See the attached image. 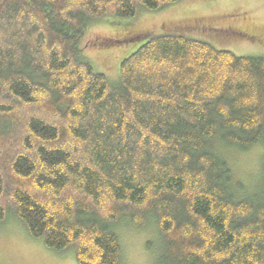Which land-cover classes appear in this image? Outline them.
<instances>
[{"label":"trees","instance_id":"trees-1","mask_svg":"<svg viewBox=\"0 0 264 264\" xmlns=\"http://www.w3.org/2000/svg\"><path fill=\"white\" fill-rule=\"evenodd\" d=\"M184 0H0V222L77 264H120L121 219H151L156 264H264L252 193L226 153H264V57L151 37L112 83L80 53L92 21Z\"/></svg>","mask_w":264,"mask_h":264},{"label":"rangeland","instance_id":"rangeland-1","mask_svg":"<svg viewBox=\"0 0 264 264\" xmlns=\"http://www.w3.org/2000/svg\"><path fill=\"white\" fill-rule=\"evenodd\" d=\"M164 33L204 41L240 57H264V0H184L160 12L142 11L135 18L104 17L85 30L80 53L96 72L117 83L122 61ZM226 157L234 180L252 193L263 175L262 146L246 153L229 150ZM129 220L122 218L113 228L122 246L120 264H156L163 250L156 223L150 219L138 228ZM0 264L77 262L73 248L59 253L47 249L42 239L31 237L25 224L10 215L0 222Z\"/></svg>","mask_w":264,"mask_h":264},{"label":"bare ground","instance_id":"bare-ground-1","mask_svg":"<svg viewBox=\"0 0 264 264\" xmlns=\"http://www.w3.org/2000/svg\"><path fill=\"white\" fill-rule=\"evenodd\" d=\"M240 166V165H239ZM234 172V171H233Z\"/></svg>","mask_w":264,"mask_h":264}]
</instances>
